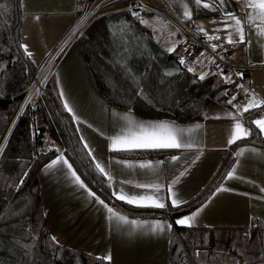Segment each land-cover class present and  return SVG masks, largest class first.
I'll use <instances>...</instances> for the list:
<instances>
[{"label":"trees","instance_id":"trees-1","mask_svg":"<svg viewBox=\"0 0 264 264\" xmlns=\"http://www.w3.org/2000/svg\"><path fill=\"white\" fill-rule=\"evenodd\" d=\"M0 6H3L0 7V64L5 59L10 60L8 67L0 73V148L8 139L0 155V201H3L0 209V264H109L100 258L65 251L51 239L43 218L39 172L57 156L58 150L43 149L46 129L59 142L63 154L83 181L112 208L132 217L170 221V264H264L262 219L253 218L249 228L175 224L178 217L195 210L223 182L234 164L239 147L248 144L264 147V137L251 123L256 120L258 111H248L243 115L252 130L251 135L230 145L211 181L191 201L176 208L168 202L167 207L159 209L118 200L112 195L107 177L96 169L95 161L84 147L72 114L64 108L53 75L38 95L36 109L28 104L20 113L27 85L38 67L20 47L25 16L23 0H0ZM137 13L138 16H133L132 11L126 9L106 14V17L94 21L92 29L78 37L98 88L108 101L129 108L142 117L171 118L180 122L203 120L208 104L230 108L225 84L220 78L216 82L214 77L200 80L197 74L183 69L172 78L163 75L147 47V32L141 25L144 10ZM132 32L138 36L139 47L134 48L123 62L121 57ZM171 54L178 60L173 52ZM14 58L17 61L11 63ZM37 115L44 123L42 126H36ZM176 152L174 149H128L112 153L128 159H155ZM25 172L27 176H24ZM18 196L25 207H16L18 200L15 203V198ZM24 208L27 217L33 221L32 229L36 226L35 219L38 216L42 219V223L35 227L38 236L28 234L21 227L15 229L14 223L12 226L6 222L10 221L11 212L15 213L17 209L19 213ZM247 230L259 243L258 253L251 259H245L242 252L236 250L246 247L244 236ZM227 241L236 257L218 259V250ZM203 251H206L205 256H202Z\"/></svg>","mask_w":264,"mask_h":264},{"label":"crops","instance_id":"crops-1","mask_svg":"<svg viewBox=\"0 0 264 264\" xmlns=\"http://www.w3.org/2000/svg\"><path fill=\"white\" fill-rule=\"evenodd\" d=\"M186 2L189 3L193 12L191 19H184L181 0H168L169 10L180 20L191 21L197 32L198 25H202L209 35H212L213 29L221 28V32L216 34L222 37L225 9L242 18H246L247 12L250 11L245 7V0H225L223 6L215 0V7L218 9L216 11L211 8H197L193 0H186ZM208 2L213 3L214 0H208ZM141 10H144L141 19L147 22L141 25L147 35L152 37L151 34L158 30L154 15L159 13L142 8L131 11L140 12ZM79 15L77 10L72 14L25 15L20 32L21 44H28L32 53L30 57L38 68L59 50L53 64V76L57 82L60 98L63 105L67 100L79 116V121H75L76 127L79 129L80 136L84 137L83 142L89 145L96 161L113 174L112 192L123 187L125 192L143 194L146 190L136 188V183L159 182L165 185L160 190V195L165 198L167 204L171 203L167 184L172 182L174 177H179L173 191L185 203L191 201L211 181L231 145L227 143V140L230 138L234 120L227 114L232 113L237 117L242 115L244 126L248 127L243 116L246 112L239 113L231 108L225 109L213 105L205 110L203 120L180 122L171 118L142 117L130 109L131 114L139 121L168 120L185 127L199 124V128L191 133H185L184 136L185 139L191 137V141L197 144L200 151L197 152L196 148L174 149L177 151L176 154L155 159H128L114 155L112 152L117 150L109 148L108 138L120 132L124 126L122 114L129 108L110 103L100 91L78 37L63 44ZM245 35L246 37L250 35L251 42L245 45H232V50L224 57L225 60L236 65H244L249 61L264 65V41L258 40L254 31L250 33L246 23ZM157 36L161 42L164 41L165 37L160 30ZM137 37L134 32L130 34L126 51L121 57L123 62H126L134 48L139 47ZM165 46L167 50L169 47ZM193 69V73L198 77L201 72H204L207 73L206 78L210 72L214 71L220 78L216 69L206 66L205 62H200ZM251 85L257 98L264 99V69H255L252 72ZM261 106L264 107V105ZM262 136L264 137V134ZM242 148H254L257 152L246 151L238 157L236 153ZM261 153H264V147L257 144L243 145L236 150L235 161L230 168L231 170L238 161L240 162L235 176L230 179L225 177L218 188L223 185L226 190L218 193L215 190L213 193L216 195L212 193L206 201L192 211L204 206L196 218V224L192 227L249 228L253 218L264 221V193L260 192V188L264 187V156ZM60 154H63L61 148L58 149L57 156ZM197 155L199 159L196 158ZM63 156L65 157L64 154ZM172 156L178 159L172 160ZM120 161H129L133 167H128ZM148 161L152 162L151 168L139 167L140 163ZM46 165L39 172L43 218L50 236L56 237L59 243H55L63 250L100 258L109 264H170V231L152 233L147 226L137 228L120 222L115 217L109 219L107 210L75 183L67 166L58 164L46 169ZM181 172L185 174L180 176ZM125 180L133 181V183L122 184L121 182ZM87 187L91 189L88 185ZM117 212L128 217L129 220L148 222L160 220L170 223L165 219L137 218ZM106 256L109 259H104Z\"/></svg>","mask_w":264,"mask_h":264},{"label":"snow or ice","instance_id":"snow-or-ice-1","mask_svg":"<svg viewBox=\"0 0 264 264\" xmlns=\"http://www.w3.org/2000/svg\"><path fill=\"white\" fill-rule=\"evenodd\" d=\"M182 7H183V17L184 19H191L193 16V12L189 7V3L186 0H181ZM193 3L197 8L203 7L205 9L211 8L213 11L218 10L215 7V0L213 3H209L208 0H193ZM220 6H223L225 0H218ZM3 7V6H0ZM245 7L250 9L247 12L246 18H242L237 16L235 13L224 10V17L222 21V28H223V38L229 45H245L250 43V35L246 37L245 35V23L250 28L251 31L255 32V35L258 40L264 41V0H245ZM133 16H138L137 12H132ZM162 26L166 27L167 22L163 20L162 17L156 18ZM141 23H147L143 19H141ZM197 30L200 33H203L204 36L208 37L209 41L213 39L219 40L220 36L216 35V33L221 32V28H215L212 30V35H209V32L205 30L202 25L197 26ZM175 35V33H171ZM20 47L24 49L25 54L31 56L32 53L29 50V46L27 43L20 44ZM210 47L215 52V50L220 47L218 43H211ZM167 51L172 52L174 51V46L169 47ZM203 55V53H201ZM222 59L224 57H221ZM210 62L211 61V58ZM180 64L186 65L187 62L184 56L180 57ZM218 67V66H217ZM187 70L189 72H193L194 69L192 67H188ZM223 76V72L220 73ZM207 73L201 72L199 74V79L203 80ZM236 76L242 77L243 73L237 72L235 73ZM135 78V77H134ZM224 80L231 83L232 81L229 77L224 76ZM139 87V85H137ZM245 93L248 92V89H244ZM141 93H138L140 95ZM61 96L63 97V92H61ZM229 100V104H233V100ZM261 105H264V99H258L255 95L252 96L251 99L247 100V103L243 105V108H239L238 106L233 104V107L237 108V112L243 113L248 112L250 109L259 108ZM64 108L72 114V119L74 121H79V116L76 115L74 109L70 106L69 102L65 100ZM227 115L232 116L234 123L231 125V132L230 138L227 140L228 144H232L237 140H242L243 138L248 137L251 135V128L245 127L242 119V115L237 117L234 116L232 113H228ZM122 119L124 120V126L121 128L120 132L117 134L110 136L109 139V148L112 150H127V149H192L196 148L197 152L200 149L197 147V144L194 141H191V137L185 139V133H191L194 129L199 128L200 125L196 124L193 126H180L177 125L174 121L168 120H158V121H139L135 118L134 115L131 114V110L129 109L127 112L122 114ZM251 123L255 124L256 127L259 129L261 134H264V116L259 119L251 121ZM91 127V125H89ZM79 130V129H78ZM81 140H84V137H81ZM84 147L89 149L88 154L93 157V160L96 161V157L93 155L89 145L87 142L84 143ZM257 152L256 149H240L236 155L239 157L243 155L245 152ZM264 156V153H261ZM199 159V155L196 157ZM172 160H177L178 157L172 156ZM120 163L128 166L133 167L131 162L129 161H120ZM234 165L233 168L227 173L226 179L233 178L235 173L238 170V165ZM60 164L61 166H67L68 171L71 173V176L74 178L75 183L79 185L81 189H84L87 192L89 197L94 198L95 202L102 205L107 212L109 213V219L115 217L118 221L123 222L125 224H129L131 226H135L137 228H141L142 226H147L149 231L152 233L160 232L163 233L165 230L170 231L172 228V224L167 222H162L160 220H154L151 222L148 221H138V220H129L128 217L120 214L119 212L115 211L113 208L109 207L103 199L100 198L95 192L87 187L84 181L77 175L76 171L72 168V165L69 161L60 154L56 156L53 160L50 161L48 165H46V169L53 168ZM96 169L102 173L105 177H107L109 181V185L112 186V181L114 180L113 174L107 170L105 166H103L99 161L95 163ZM140 168H151L152 162L148 161L146 163H140ZM185 173L181 172L180 176H183ZM24 176H27V172L24 173ZM158 179V178H157ZM179 177H174L172 182L167 184V193L168 197L171 200V206L176 208L182 203H185L180 198H178L177 194L173 191V187L176 183H178ZM23 183V177H21L20 184ZM122 184H132L133 181L125 180L121 182ZM19 185H17V188ZM136 188L146 190L143 194L137 193H129L125 192L124 188L121 187L119 190H114L112 195L115 196L118 200L125 201L128 204L141 206V207H154L159 209H164L167 207L165 203V198L160 195V190L165 187V185L159 182H150V183H136ZM153 190L148 192L147 190ZM226 190L224 189L223 185L220 188L216 189V193ZM260 192L264 193V187L260 188ZM213 193V195H216ZM211 199V198H210ZM201 209H197L196 211L192 212L189 215L183 216L175 220L176 225L192 227L196 224L197 216L201 212ZM54 242L59 243L55 236L51 238ZM104 259H109V257H104Z\"/></svg>","mask_w":264,"mask_h":264},{"label":"built area","instance_id":"built-area-1","mask_svg":"<svg viewBox=\"0 0 264 264\" xmlns=\"http://www.w3.org/2000/svg\"><path fill=\"white\" fill-rule=\"evenodd\" d=\"M135 8H142L159 13L174 22L173 25L178 32L179 37L177 50L180 55L178 58L180 69L188 71V67L194 68L195 65L200 62H205L206 66H212L215 68L220 75V79L225 84V96L227 104L231 109L237 110L236 107H233V104L242 109L248 99H251L253 95L256 96L251 85V74L255 69H264V65H259L252 61H249L244 65H236L228 62L225 58L222 59L221 57H225L232 50V45L227 44L224 38L218 34L216 35L220 36L219 40L213 39L212 41H209L208 37L195 30L191 21L176 18L169 10L168 0H76V10L80 15L65 38L63 44L79 37L88 23L93 21L104 9L107 10L105 14H108L117 13L126 9L133 10ZM211 43H218L220 44V47L214 52L210 47ZM58 51H56L46 63L38 69L30 80L26 88L25 100L20 113L28 104L32 109H36V99L45 85L43 79L48 70L53 67ZM201 53H203V55H201ZM181 56H184L187 62L186 65L180 64ZM209 58H211L212 62H210ZM221 71L223 72V76L220 74ZM237 72L243 73V76H236L235 73ZM224 76L229 77L232 82L229 83L225 81ZM245 88L248 89L247 93L244 91ZM233 97H235L233 104H229L228 101L232 100ZM251 110L258 111L256 114V118L258 119L264 116V107L262 106ZM7 140L0 148V155L2 154Z\"/></svg>","mask_w":264,"mask_h":264},{"label":"rangeland","instance_id":"rangeland-1","mask_svg":"<svg viewBox=\"0 0 264 264\" xmlns=\"http://www.w3.org/2000/svg\"><path fill=\"white\" fill-rule=\"evenodd\" d=\"M106 11H107L106 9H104L103 11H101L96 16V18L93 21H91V22L88 23V25L85 27V29L82 32L84 33L85 31H87V29H89V30L92 29L94 27V21H96L97 18H98V20H100V19L106 17V16H104V14L106 13ZM108 14H111V13H108ZM114 14H116V13H114ZM154 16H155V24H156V27L158 28V30H156V33L153 32L151 34L152 35V38H154L165 50H166V48H165L166 46L165 45H167V47L174 46L173 53H174V55L177 58H179L180 55H179V51L177 50L178 49L177 48V45H178V42H179V37H178V32L175 30V27L173 25L174 22L172 20L166 18L165 16L160 15V14L159 15L158 14H155ZM157 17H162L163 20L167 22V26L166 27L162 26L161 23L156 19ZM159 30H160L161 34L164 35V37H165L163 42H161L159 40V36H157V32H159ZM171 33H175V35H172ZM38 69H37V71H38ZM52 75H53V67L48 70V72L46 73V75H45V77L43 79L44 80L43 82L46 83L50 79V77ZM208 77H214V81L215 82L219 78L218 75L215 76L214 71L210 72ZM24 100H25V98H24ZM210 106H213V105L208 104V106L205 108V110H207V108L210 107ZM35 123H36V126L37 125L38 126H42L44 124L41 121L39 115H37V117L35 118ZM60 148H61V146H60L59 142L55 139V137L51 134V132L46 129L44 131V145H43V149L45 151H50L52 149L58 150ZM17 200H18V203L16 204V207L17 208L20 207V206H22V205L24 206V204L21 203L22 200L20 201L19 196L15 198V203H16ZM1 205H3V201H0V209H1ZM14 211L16 213V216L14 215L15 214L14 212H11L10 213V221L9 220L8 221L5 220V221L6 222H9V225H12V226L15 225V229L18 228V227L19 228L21 227V228H23V230H27L29 232L28 234H30V235H33L34 234L35 236H38V234H39L38 233V229L35 228V227L38 226V223L39 224L42 223V219L40 218V216H38L35 219L34 225L36 224V226L34 227V229H32L31 226H32V222L33 221H31L29 219L30 217L29 218L27 217L26 209L24 208V209L20 210L19 213H17V211H18L17 209H15ZM8 217H9V215H8ZM8 217L5 218V219H8ZM13 223H14V225H13ZM244 241H245L246 247H243V248H239L238 247V248H236V250L238 252H240V253L242 252V254H243V256H244L245 259H251L255 255H257L258 251H256V250L258 249L259 243H258V241H256L255 239H253V236L251 235V233H249L248 230L246 231V235L244 236ZM205 253H206V251H203L202 252V256H205ZM235 254L236 253H234V252H232V250H230V247H229L228 241H227L226 243H224V244L221 245V248H219V250H218V259L220 257L225 258V259H227V258H229L231 256L236 257ZM215 262H217V260H215Z\"/></svg>","mask_w":264,"mask_h":264},{"label":"water","instance_id":"water-1","mask_svg":"<svg viewBox=\"0 0 264 264\" xmlns=\"http://www.w3.org/2000/svg\"><path fill=\"white\" fill-rule=\"evenodd\" d=\"M74 11H76V0H23V13L26 16L36 14H72ZM145 40L148 50L163 75L172 78L179 74L178 60L151 36L147 35ZM16 61L17 59L14 58L11 63ZM9 63L10 60L8 59L1 62L0 73L8 67Z\"/></svg>","mask_w":264,"mask_h":264}]
</instances>
